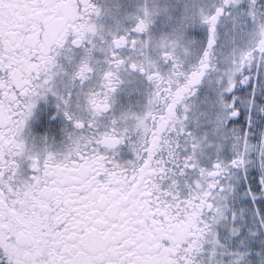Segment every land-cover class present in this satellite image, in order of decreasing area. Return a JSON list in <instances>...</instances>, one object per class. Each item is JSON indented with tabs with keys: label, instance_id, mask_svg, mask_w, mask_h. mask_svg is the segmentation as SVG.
<instances>
[{
	"label": "snow or ice",
	"instance_id": "snow-or-ice-1",
	"mask_svg": "<svg viewBox=\"0 0 264 264\" xmlns=\"http://www.w3.org/2000/svg\"><path fill=\"white\" fill-rule=\"evenodd\" d=\"M0 264H264V0H0Z\"/></svg>",
	"mask_w": 264,
	"mask_h": 264
}]
</instances>
